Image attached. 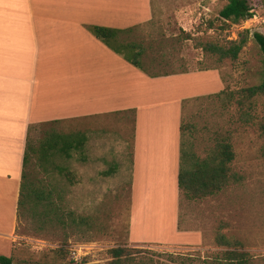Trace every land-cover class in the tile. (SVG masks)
I'll use <instances>...</instances> for the list:
<instances>
[{"label":"crops","instance_id":"0c3cea01","mask_svg":"<svg viewBox=\"0 0 264 264\" xmlns=\"http://www.w3.org/2000/svg\"><path fill=\"white\" fill-rule=\"evenodd\" d=\"M154 17L153 0H0V247L7 257L27 139L58 124L84 132L86 151L116 150L115 175L130 198L127 246L202 244L200 232L180 229L181 125L189 102L224 90L220 69L145 73L86 29L132 30L133 41Z\"/></svg>","mask_w":264,"mask_h":264},{"label":"rangeland","instance_id":"374dc122","mask_svg":"<svg viewBox=\"0 0 264 264\" xmlns=\"http://www.w3.org/2000/svg\"><path fill=\"white\" fill-rule=\"evenodd\" d=\"M226 2L153 0L154 20L130 38L145 49L143 64L149 73L220 69L224 88L232 98H198L187 104L183 124L189 129L184 134V151L205 158L224 139L235 155L230 165L233 178L219 194L204 200L180 197V229L200 232L202 244L130 247L141 252L136 255L138 264H203L206 256L219 251L214 244L219 230L240 240L253 264H264V95L238 104L241 91L260 85L263 79L264 61L252 35H264V9L257 8L256 0H249L257 21L226 27L218 17ZM239 38L247 41L236 61L217 62L198 48L209 42L226 45ZM46 131L76 132L58 124L35 128L30 139L38 141ZM114 151H86L85 162L75 153L69 161H56L55 165L74 174V184L51 166L47 171L34 167V177L40 181L37 187L51 191L55 211L45 214L41 206L27 210L25 203L20 208L13 248L24 249L20 254L25 260L36 264L44 260V252L58 248L67 249L71 258V248L77 247L81 262L107 264L109 249L127 246L130 198L127 190L119 188L122 175L115 174L121 164ZM111 169L112 174L102 176ZM7 251L0 247V256L7 257Z\"/></svg>","mask_w":264,"mask_h":264},{"label":"trees","instance_id":"16d2710c","mask_svg":"<svg viewBox=\"0 0 264 264\" xmlns=\"http://www.w3.org/2000/svg\"><path fill=\"white\" fill-rule=\"evenodd\" d=\"M226 1V4L218 14L219 19L226 27L239 25L255 15L254 8L250 6L249 0ZM256 2L257 8L264 9V0H256ZM86 29L92 36L114 53L123 57L132 66L147 73L143 64L145 49L141 44L129 41L126 38V35L132 30L119 31L97 26H87ZM186 39L189 40L190 36H186ZM252 39L257 44L264 61V35L254 33ZM246 41V38H239L238 41H230L226 45L209 42L199 44L198 48L204 54L215 57L217 62H222L226 59L236 61ZM258 95H264V74L260 85L245 88L241 91V99H239L238 104L244 105L246 101ZM222 96H225L227 101L232 98V94L227 93L225 88L219 94L210 97L221 98ZM188 129L182 122L181 165L178 175L180 197L184 196L189 200H204L219 194L229 185L233 178L230 165L235 155L231 145L226 140L221 139L215 143L205 158H198L194 155L189 156L184 151V134ZM86 141L87 138L84 132L62 133L46 131L38 141H32L30 136L28 137L17 204L18 220L20 219L19 210L24 203L27 210L41 206L45 214L55 211V207L51 202V191L43 192L37 187L40 185V181L34 177V167L47 171V167L51 166L53 169L58 170L70 184H74V174L67 168H62L55 164L60 159L71 160L73 153L77 155L78 160L85 162ZM112 173L113 170L111 169L109 172H103L102 176L107 177ZM214 244L219 251L206 256L203 264H253V257L244 251L242 242L236 238L227 237L221 230L217 231ZM21 251L25 252L22 248H13L10 256H0V264H31L29 260H25L23 254H20ZM140 253L139 250L127 246L112 248L108 250L109 261L107 264H138L136 255ZM36 264L88 263H75L71 258H68L67 249L58 248L44 252V260Z\"/></svg>","mask_w":264,"mask_h":264},{"label":"built area","instance_id":"2783aa9c","mask_svg":"<svg viewBox=\"0 0 264 264\" xmlns=\"http://www.w3.org/2000/svg\"><path fill=\"white\" fill-rule=\"evenodd\" d=\"M258 19V17L256 15H253L249 20L245 21V23H249V22H256ZM80 250V249H79ZM77 249V247H73L71 248V259L75 262V263H79L81 262L83 256H81L80 251Z\"/></svg>","mask_w":264,"mask_h":264}]
</instances>
